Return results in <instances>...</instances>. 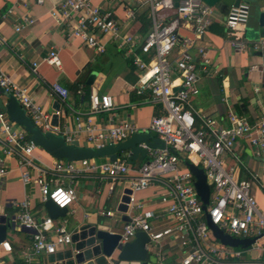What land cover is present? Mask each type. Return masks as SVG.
Instances as JSON below:
<instances>
[{
    "label": "built area",
    "instance_id": "built-area-1",
    "mask_svg": "<svg viewBox=\"0 0 264 264\" xmlns=\"http://www.w3.org/2000/svg\"><path fill=\"white\" fill-rule=\"evenodd\" d=\"M20 1L26 7L31 2H44ZM149 1L153 28L140 45V51L147 54L148 59L136 51V39L122 33V22L113 12L104 10L92 0H62L52 14L58 23L66 25L69 36H79L96 51H105L108 39L115 41L117 47L126 53L134 55L139 76L138 92H149L152 100L162 103L166 110L165 114L153 116L150 125V130L165 142V147L151 148L145 144L149 158L138 166L131 164L127 153H122L115 160L103 161L95 158H57L49 174L42 170L32 176L25 169L22 172L23 181L37 185L43 202L51 199L60 207H65L76 198L75 188L66 185L67 181L72 182L83 173L106 175L113 184L124 182L125 187L131 190L128 204L131 211L129 219L119 230V244L123 245L132 240L137 232L145 231L150 238L146 247L159 244L167 237L178 240L186 253L177 264H264V209L259 206L253 191L254 180L236 176L238 167H245L236 149L239 139H245L257 155L264 157V114L251 121L230 108L227 115L229 124L224 125L217 118L198 111L191 96L200 90V66L208 72L210 63L206 48L199 45L198 40L203 38L212 23L214 6L204 0ZM250 8L249 2L241 1L232 5L225 17L236 51L245 50L248 45L255 50L264 49V39L248 40L244 35ZM164 10L171 11V15H167L168 20L162 14ZM127 16L133 17L134 11L128 9ZM34 21V17L25 13L16 29L21 30ZM181 22L190 27L192 35L178 32ZM47 61L57 66L61 64L56 51H51ZM33 69L36 70L35 67ZM50 87L65 103L69 90L59 82H52ZM0 88L18 99L35 125L44 131L56 130L51 123V114L35 102L29 87L16 83L1 66ZM2 95L0 92V97ZM90 100L92 113L110 111L115 106L112 96L106 93L93 91ZM80 127L81 122L78 123ZM87 129L91 133L90 139H109L110 142L126 140L140 131L130 119L113 120L97 133H93L95 127L88 126ZM103 145V142H96V147ZM37 146L25 127L17 125L0 107V184L8 172V157L18 153L22 155V166L33 165L32 151ZM183 154L206 173L211 189L206 210L193 173L188 167L181 169ZM168 174H171V184L169 190L159 196L164 204L160 212L143 209L142 203L135 200L134 193L156 184ZM256 175L252 174V178ZM14 203L20 207L14 221L19 226L32 229V243L21 248L18 260L0 257V264H49L48 256L59 247L68 245L73 232L64 222L50 216L36 220L27 198ZM206 212L211 221L225 232L241 238H255V241L246 247L223 243L208 226ZM102 213L113 214L111 210H103ZM158 219L169 222L156 227L154 222ZM1 251L8 255L13 252L8 239L0 243Z\"/></svg>",
    "mask_w": 264,
    "mask_h": 264
},
{
    "label": "crops",
    "instance_id": "crops-1",
    "mask_svg": "<svg viewBox=\"0 0 264 264\" xmlns=\"http://www.w3.org/2000/svg\"><path fill=\"white\" fill-rule=\"evenodd\" d=\"M61 1L31 2L26 7L20 0H0V66L16 83L29 87L35 102L45 112L51 114V121L53 103L61 101L50 87L52 82H59L69 90L65 101L68 112L67 114L63 112V106L59 112V124L53 125L56 130L51 131L63 134L70 143L82 146H96V142L118 143L120 141L90 139L91 133L87 127H95L93 133H97L113 120L126 119L132 120L139 127V132L149 131L151 135L158 137L150 130L152 118L155 115L165 114L166 110L162 103L152 100L149 92H138L139 76L134 55L118 48L113 40L106 39L105 51L98 52L79 36H69L66 25L58 23L52 14V10ZM92 1L104 10L113 12L122 22V33L133 36L137 42L136 51L148 59L149 56L140 51V45L153 28L150 1ZM242 1H247L250 5L256 3L264 5V0ZM213 6L212 23L203 38L198 40L199 45L206 48L207 56L210 58L208 72L203 71L200 66V90L191 96V101L198 111L217 118L224 125L229 124L227 115L230 108L254 121L264 114L263 58L259 50H255L250 45L245 50H235L231 41L232 36L225 23L227 9H221L217 4ZM10 9L12 12H9ZM128 9L134 11L133 17L127 16ZM25 13L34 17L35 21L17 30L16 25L22 21V15ZM170 13L169 10L162 12L166 20ZM249 21L251 24L256 23L257 18L251 17ZM248 22L244 31L245 37L248 40L264 39V26L257 35V32L254 33L249 28ZM177 30L180 34L192 35L190 27L183 22L179 24ZM51 51H56L58 54L60 66L47 61ZM175 55L176 53L173 54ZM93 91L111 95L115 103L114 108L110 111L92 113L90 94ZM2 99L4 102L8 100L4 94ZM79 122L82 123L80 129ZM16 124L23 126L17 122ZM145 144L149 146L144 141L138 142L139 146L147 149ZM236 149L245 165L238 167L236 176L239 179L254 180L253 191L259 206L264 209V157L257 155L245 139L237 141ZM122 153L131 155L132 151L129 149ZM32 156L33 165L24 166L20 163L21 154L16 153L8 157V172L2 180L1 186L4 190L0 191V199L3 205H6L5 211L15 216L20 211V207L14 202L29 199L30 211L35 219L40 221L49 214L37 185L34 182L25 184L22 172L28 169L31 175L35 176L44 170L49 174L57 158L41 146H37L32 151ZM148 158L147 149L144 158L139 155L133 159V162L129 161L133 166H138ZM95 159L103 161L109 158ZM186 167L188 166L181 157V169ZM252 174H257L256 178H252ZM170 178L171 174L164 175L156 184L136 191L135 200L142 203L143 209L160 212L164 204L160 202L159 196L169 190ZM66 185L75 188L76 198L67 206L66 216L57 219L59 222H64L68 230L73 232L86 222H96L100 219L106 220L108 226L118 225V230L123 228L127 221L124 220V216L131 211V206L127 213L118 211V204L126 188L124 182L117 181L113 184L106 175L83 173L76 176L74 181H67ZM103 210H111L113 214L104 215ZM166 221L158 219L154 223L156 227H162L167 223ZM17 227L10 230L7 236L13 246V252L8 255L1 251L0 257L18 260L21 248L32 243V230H22L19 225ZM66 246L59 247L58 250ZM239 246L243 247V245ZM147 249L149 256L146 263L130 261L124 264H177L186 253V249H183L174 237L164 238L159 244H152ZM49 264H62V262L54 261Z\"/></svg>",
    "mask_w": 264,
    "mask_h": 264
},
{
    "label": "water",
    "instance_id": "water-1",
    "mask_svg": "<svg viewBox=\"0 0 264 264\" xmlns=\"http://www.w3.org/2000/svg\"><path fill=\"white\" fill-rule=\"evenodd\" d=\"M210 5H215L221 9L226 8L229 11L232 5L239 4L242 0H204ZM256 17V23L248 22L249 28L255 33H260V28L264 26V5L256 3L251 4L250 17ZM260 55L264 62V49L259 50ZM264 86V84H263ZM0 92L7 96V102H4L0 97V107L6 111L9 117L17 123L23 125L30 134L31 139L38 145L45 149L50 155L56 158H65L68 160H78L83 158H103L107 157L110 160H115L125 150H131L132 154L129 160L139 155L144 158L147 155V149L138 145V142H146L151 147H165V142L159 138L154 137L148 132H136L131 136L118 143H108L103 146H82L67 141L63 134L53 131H44L39 126L35 125L29 114L19 103L18 99L9 92H5L0 88ZM64 106L63 112L67 114V104L61 101H56L52 106V125H58L61 111ZM186 165L195 177V185L198 194L203 201L204 209H207V204L210 200L211 189L207 181V176L204 169L191 161H187ZM2 186L0 184V191ZM129 193L131 190L125 188L118 204V211L127 213L128 204L130 202ZM45 208L50 217L61 218L65 217L68 207H60L51 199L44 202ZM6 205H3L0 199V243L7 239L8 232L18 228L14 221L15 215H11L5 211ZM128 214H125L124 220H128ZM206 221L210 227L213 235L225 244L232 246H248L255 241V238H235L232 235L225 233L217 224L211 221V218L206 212ZM104 219L97 220L96 222H86L82 224L77 230L72 233L71 242L64 247L48 256L50 262L61 261L62 264H124L130 261L147 262L149 251L146 244L150 238L147 232L139 231L135 237L126 242L119 244L120 234L118 225L106 224ZM22 230H32L26 226H20ZM114 228L115 230H113Z\"/></svg>",
    "mask_w": 264,
    "mask_h": 264
},
{
    "label": "rangeland",
    "instance_id": "rangeland-1",
    "mask_svg": "<svg viewBox=\"0 0 264 264\" xmlns=\"http://www.w3.org/2000/svg\"><path fill=\"white\" fill-rule=\"evenodd\" d=\"M184 156H186L185 154H183ZM4 189H2L1 190V192L3 191ZM3 194H4V192H3ZM5 195V194H4ZM224 231V230H223ZM225 232V231H224ZM225 233H227V232H225ZM229 234V233H228ZM231 235V234H230ZM233 236V235H232ZM233 237H235V238H240V239H242L241 237H238V236H233Z\"/></svg>",
    "mask_w": 264,
    "mask_h": 264
},
{
    "label": "trees",
    "instance_id": "trees-1",
    "mask_svg": "<svg viewBox=\"0 0 264 264\" xmlns=\"http://www.w3.org/2000/svg\"><path fill=\"white\" fill-rule=\"evenodd\" d=\"M181 157H183V160H185V162L188 161V158L186 156L182 155Z\"/></svg>",
    "mask_w": 264,
    "mask_h": 264
}]
</instances>
